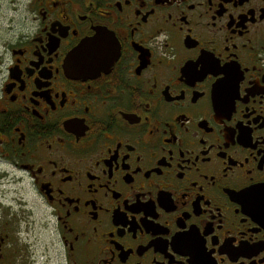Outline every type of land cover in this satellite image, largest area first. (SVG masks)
<instances>
[{
    "label": "flooded vegetation",
    "instance_id": "obj_1",
    "mask_svg": "<svg viewBox=\"0 0 264 264\" xmlns=\"http://www.w3.org/2000/svg\"><path fill=\"white\" fill-rule=\"evenodd\" d=\"M0 264H264V0H0Z\"/></svg>",
    "mask_w": 264,
    "mask_h": 264
},
{
    "label": "rangeland",
    "instance_id": "obj_2",
    "mask_svg": "<svg viewBox=\"0 0 264 264\" xmlns=\"http://www.w3.org/2000/svg\"><path fill=\"white\" fill-rule=\"evenodd\" d=\"M30 223L25 227L28 229L29 239L34 242L35 249L40 252L46 250L51 256H54L59 248L57 237L52 232V225L48 218L43 216L40 206L32 202L30 214Z\"/></svg>",
    "mask_w": 264,
    "mask_h": 264
}]
</instances>
